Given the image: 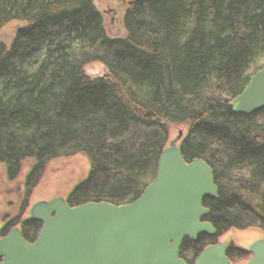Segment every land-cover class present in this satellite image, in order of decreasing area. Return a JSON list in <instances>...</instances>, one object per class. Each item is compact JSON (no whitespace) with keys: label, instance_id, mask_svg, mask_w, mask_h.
I'll return each mask as SVG.
<instances>
[{"label":"rangeland","instance_id":"rangeland-1","mask_svg":"<svg viewBox=\"0 0 264 264\" xmlns=\"http://www.w3.org/2000/svg\"><path fill=\"white\" fill-rule=\"evenodd\" d=\"M200 1L48 0L37 39L61 41L69 74L103 104L60 174L33 192L34 239H49L50 227L80 261L127 199L151 215L153 264H186L195 226L214 227L220 249L254 229L264 198V45L237 0ZM205 17L216 22L210 33ZM30 36L0 30V72L11 86L4 114L42 65L25 47ZM230 88L232 108L214 99ZM250 151L261 159L247 170ZM5 175L0 162V180Z\"/></svg>","mask_w":264,"mask_h":264},{"label":"trees","instance_id":"trees-1","mask_svg":"<svg viewBox=\"0 0 264 264\" xmlns=\"http://www.w3.org/2000/svg\"><path fill=\"white\" fill-rule=\"evenodd\" d=\"M237 1L264 45V0ZM49 8L48 0H0V30L18 38L30 34L25 47L29 54L34 49L31 55L42 62L40 70L30 74L32 85L25 97L0 116V162L6 173L0 180V264H153L157 232L151 215L128 199L118 204L92 253L80 261L70 256L62 233L47 227L49 239L33 237L37 217L29 215V204L33 194L38 195L33 192L60 174L65 160L97 123L103 104L98 93L80 89L69 74L61 41L37 39ZM15 229L27 239L19 240ZM216 235L212 226H195L185 247L186 264H264V198L250 233L229 238L221 249Z\"/></svg>","mask_w":264,"mask_h":264},{"label":"flooded vegetation","instance_id":"flooded-vegetation-1","mask_svg":"<svg viewBox=\"0 0 264 264\" xmlns=\"http://www.w3.org/2000/svg\"><path fill=\"white\" fill-rule=\"evenodd\" d=\"M196 1L199 2V4H201L200 0H196ZM211 19H212V17H205V18L202 19L203 24H205L206 30L208 29V25L210 24ZM209 33H210V31H209ZM219 45H220V42L216 41L214 47L219 46ZM211 46H213V45H211ZM233 92L234 91H232L231 88L230 89H226L225 91L220 90V91L214 93L215 94V98L214 99L216 101H218V104H220L222 106H226V107L232 108L235 105L234 103H235V100H236V96H235V94ZM226 97L228 99H225ZM236 112H238V110ZM232 116H234V115H232ZM232 116L229 115L227 118L228 119L232 118ZM233 118L235 119V117H233ZM239 138L241 139L240 134L238 135L237 138H227L226 140L228 142H231V144H232V142L239 141ZM245 142H246V140H245ZM260 159H261V155H258L257 153L250 151V152L246 153V155L244 157V160H245V163H244L245 165L244 166L247 168V170H252V169H254V167L259 165V163H260L259 160ZM263 159H264V157H263ZM261 164L264 165V160H263V162Z\"/></svg>","mask_w":264,"mask_h":264},{"label":"water","instance_id":"water-1","mask_svg":"<svg viewBox=\"0 0 264 264\" xmlns=\"http://www.w3.org/2000/svg\"><path fill=\"white\" fill-rule=\"evenodd\" d=\"M216 27V22L214 19H211L210 24L208 25V30L211 31ZM10 82L6 76L0 72V116L6 110L9 103L10 96Z\"/></svg>","mask_w":264,"mask_h":264}]
</instances>
